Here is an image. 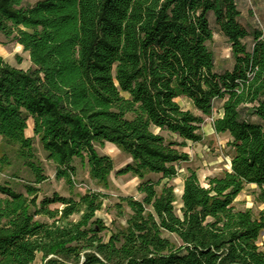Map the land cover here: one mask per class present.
Masks as SVG:
<instances>
[{"label":"trees","instance_id":"16d2710c","mask_svg":"<svg viewBox=\"0 0 264 264\" xmlns=\"http://www.w3.org/2000/svg\"><path fill=\"white\" fill-rule=\"evenodd\" d=\"M210 18L234 60L222 73ZM0 36L32 65L0 58V138L33 184L47 181L33 138L70 188L78 160L109 189L114 163L96 146L111 144L130 159L118 175L136 178L140 196L120 198L125 225L108 227L96 217L100 192L37 203L38 187L20 193L0 183V264H33L38 255L44 264H264V208L255 216L235 206L247 186L264 204V38L240 23L235 0H0ZM216 105L212 129L229 136L230 168L205 187L188 170L177 209L170 183L189 160L181 149L202 141ZM9 165L1 155L0 175Z\"/></svg>","mask_w":264,"mask_h":264},{"label":"rangeland","instance_id":"374dc122","mask_svg":"<svg viewBox=\"0 0 264 264\" xmlns=\"http://www.w3.org/2000/svg\"><path fill=\"white\" fill-rule=\"evenodd\" d=\"M37 1L39 0H24V3L33 5ZM235 2L240 12V23L250 32L254 30L260 31L264 38V0H235ZM210 25L213 31V39L209 44V48L214 55L215 71L222 73L231 70L234 60L231 56L229 44L219 32L213 18H210ZM0 43V58L7 64L22 70H27L32 67L28 54L23 52L19 45L8 42L3 36H0ZM252 43L251 37L244 41L248 50L251 49ZM18 59L20 62H18ZM178 104L183 109H192L185 101H178ZM218 108L216 105V109ZM215 113L213 115L214 119L217 118ZM200 132L203 135L201 142H188L186 147L181 149L182 152L188 155L189 160L180 165L179 171L181 173H179V177L170 183L175 189L177 197L175 207L177 209L180 206L179 188L181 185V177L182 175H187L188 170L194 171L200 184L205 187L207 186V180L209 178L218 177L230 168V151L227 147V142L230 140L229 136L227 134H216L206 119L201 126ZM25 135L26 137L33 138L32 129H30L29 125H27ZM33 146L36 159L43 168L47 181L37 186L34 185L33 175L18 159L15 149L4 145L0 138V156L4 154L10 161V165L0 175V183L7 184L11 189L20 193H25L26 185L30 184L38 187L40 191L38 193L37 203L43 198H52L55 195L76 198L86 191L100 192L105 195V199L103 200L101 210L96 213V217L101 219L108 227L111 226L112 222H115V226L125 225L124 219L129 211L123 206L124 215L123 217H119L116 204L120 203V198L124 197L140 199L136 190L139 181L130 174L118 175V172L130 163V159L121 153L117 147L111 144H105L102 148L96 146L98 154L109 156L114 163V170L109 176V189L105 190L98 187L89 179L87 169L78 160H75L73 163L76 168L73 188L66 185L63 180H56L54 166L47 161L46 153L41 149L36 138H33ZM257 193L258 190L255 186H247L235 199L237 210L250 209L256 216L264 208V204L255 202ZM50 208H59V206L51 205ZM73 219L76 220L77 216H74ZM41 221L44 220L41 219ZM259 246L264 251V233L260 236ZM34 264H44V262L38 257Z\"/></svg>","mask_w":264,"mask_h":264},{"label":"crops","instance_id":"0c3cea01","mask_svg":"<svg viewBox=\"0 0 264 264\" xmlns=\"http://www.w3.org/2000/svg\"><path fill=\"white\" fill-rule=\"evenodd\" d=\"M176 101H177V102H178V101H185L186 103H188V104L190 105V107H191L192 109L188 108V109H184V110H188V111L192 112V113L195 114V115L197 114V111L193 108V106H192V104H191V102H190L189 100H187V99H185V98H178ZM217 106L219 107V105H217ZM220 113H221V111L217 109V112L215 113L216 117H219V116H220ZM27 125H29V126H30V129H32L33 122H32L31 119H29V120L27 121ZM211 129H212V125H211ZM212 130H213V129H212ZM179 173H181V171H179ZM178 177H179V174H178ZM185 177H186V175H182V177H181V185H180V188H179L180 191H182L183 180H184ZM180 196H181V194H180ZM38 257L41 259V256L38 255V256L36 257L35 261H37ZM35 261H34V263H35ZM34 263H33V264H34Z\"/></svg>","mask_w":264,"mask_h":264},{"label":"built area","instance_id":"2783aa9c","mask_svg":"<svg viewBox=\"0 0 264 264\" xmlns=\"http://www.w3.org/2000/svg\"><path fill=\"white\" fill-rule=\"evenodd\" d=\"M206 121H208L212 125V123L214 121V117L212 116L210 118H206Z\"/></svg>","mask_w":264,"mask_h":264},{"label":"bare ground","instance_id":"6f19581e","mask_svg":"<svg viewBox=\"0 0 264 264\" xmlns=\"http://www.w3.org/2000/svg\"><path fill=\"white\" fill-rule=\"evenodd\" d=\"M181 193H182V191L179 190V194H181Z\"/></svg>","mask_w":264,"mask_h":264}]
</instances>
